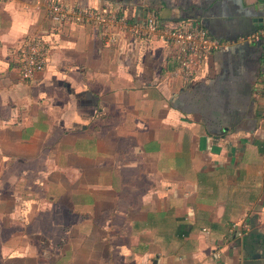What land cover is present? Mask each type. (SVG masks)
Wrapping results in <instances>:
<instances>
[{"label":"crops","instance_id":"crops-1","mask_svg":"<svg viewBox=\"0 0 264 264\" xmlns=\"http://www.w3.org/2000/svg\"><path fill=\"white\" fill-rule=\"evenodd\" d=\"M193 22L225 48L51 21ZM264 0L0 1V264H264ZM46 64L22 78L26 46ZM206 230V231H204Z\"/></svg>","mask_w":264,"mask_h":264},{"label":"built area","instance_id":"built-area-1","mask_svg":"<svg viewBox=\"0 0 264 264\" xmlns=\"http://www.w3.org/2000/svg\"><path fill=\"white\" fill-rule=\"evenodd\" d=\"M0 1L11 2L13 0ZM47 10L51 21L55 24L64 22L78 25L97 24L106 33L107 43L115 42L121 34L151 39L156 36L161 37L177 46L179 69L175 76L182 74L186 79H190L197 68L205 63L208 56L225 48L222 41L210 36L193 22L184 23L176 28L160 26L153 17L146 18L141 22L130 23L125 14L106 15L86 8L73 9L53 1L47 3ZM251 40L256 43L264 42V27L252 36ZM47 53L48 46L43 41L34 40L26 46L22 62V78L24 80L30 79L36 71L43 68L46 64ZM262 87L264 90V77Z\"/></svg>","mask_w":264,"mask_h":264},{"label":"water","instance_id":"water-1","mask_svg":"<svg viewBox=\"0 0 264 264\" xmlns=\"http://www.w3.org/2000/svg\"><path fill=\"white\" fill-rule=\"evenodd\" d=\"M261 9L264 10V5L261 6ZM257 21L260 23V26L264 27V16L262 18H258Z\"/></svg>","mask_w":264,"mask_h":264}]
</instances>
